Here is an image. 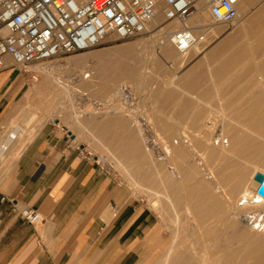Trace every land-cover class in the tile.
<instances>
[{
    "label": "bare ground",
    "instance_id": "bare-ground-1",
    "mask_svg": "<svg viewBox=\"0 0 264 264\" xmlns=\"http://www.w3.org/2000/svg\"><path fill=\"white\" fill-rule=\"evenodd\" d=\"M206 6H207L206 2H203V3H200L199 5H197V7H195L194 15L187 21V23L191 27L196 28L199 41H198L197 45L194 46L189 51V53H187L188 56L186 59L192 58V60H193L194 58L200 57L199 55L204 53V51L207 48H209L212 45H216L214 43H217L215 48L216 49L220 48V50L222 48H223V50H226V49H229V47L234 46L236 44V43L234 44V40L239 39L238 36H237V38L233 37V40L230 38L233 35L230 36L229 38L224 37V40L221 39L223 35L225 36V34H226V36H229L227 34V32H229V34L235 35V34H237V31L239 32L242 29L244 31L251 32L254 36L258 32H260V34L264 33V20H262V21H258V20L251 21L249 19L250 15H247L246 12L251 13L253 11V6L248 5L247 0H241L240 1L239 5H238V11L240 14V18H239L240 21L239 20L236 21V23L238 22L237 25L233 26L231 28H229L228 27L229 25H228L227 27L229 29H225L223 27H222L223 28L222 29V28H220L221 26L216 25L217 23H212L211 22V16L209 15L208 8H206ZM242 12H244L246 14V15L244 14L245 15L244 17H246L247 23L244 22V20H246V19H244V20L242 19V16H241ZM233 24H235V23H232L230 25H233ZM182 25H183V23L178 22V21H173L171 23H167L165 21L164 17L162 15H160L155 20V22L151 25V29L149 31V32H153L151 35L152 39H146L143 41L140 40L135 45H133V47H130V46L117 47V48H114L112 50H106L103 53H98L96 56V60H95L94 64H96V65L102 64L105 66V65L110 64L113 61V59L117 58V57H119L122 60V56H124V57L128 56V54L130 52H133L136 47H137V49H138V47H139V49H144V48H140V47H145V49H146L147 48L146 46L150 47L149 45L151 44V42H154V41H152L153 39L156 41V40H158V38L159 39H161V38L165 39L164 40L165 42H163V43H167V45L165 44V46H167V48L164 47V48H166L164 52H161V50H162L161 49L160 50L161 53L159 56L160 58L163 57L164 59H166L165 57L170 56L169 55V53L171 52L170 46L171 45L173 46V44L169 40L168 34H170L173 30L182 27ZM239 26L241 29L239 28ZM237 27H238V29H237ZM199 31H202V33L199 34L198 33ZM206 34L209 35L210 38L206 37ZM239 35H241V32ZM261 38H262V40L258 39L261 42L257 43V45L251 44V43L248 44V42H247V45L246 44H244V45L241 44L240 46L236 45L238 47L236 48V50L233 51L235 55H233V57L230 56V58H226V56H225L226 59L223 58L224 60H222L220 62L219 68H216V70H215L217 72L216 74L219 75L220 70L223 71V70H225V68H226L225 71H227V68H231L229 66L232 63L236 62L237 60L241 61V59L244 55H245V57H246V55H248L247 57H250V59L252 57L251 55H253L254 53L256 54L258 52V55H259V53L261 51H264V49H263V47H264V41H263L264 35L261 36ZM231 40L233 43L231 42ZM161 42L162 41H160V43ZM239 42H241V41H239ZM169 44H171V45H169ZM158 47H159V45H158ZM173 48H174V46H173ZM215 48H213V49H215ZM167 49L170 50V52H168ZM255 49H257V51H253ZM158 50H159V48H158ZM208 50H212V49L210 48ZM208 50H206V51H208ZM173 52H174V50H173ZM225 52L227 53L228 51H225ZM193 53H195V54H193ZM187 54H185V55H187ZM229 54H230V52H229ZM172 55H173V53H172ZM179 55H181V54H179ZM195 56H197V57H195ZM170 58H173V57H170ZM180 58H181V56H180ZM182 58H184V57L182 56ZM243 59H244V57H243ZM247 59L248 58H246V61H247ZM254 59H256V58H254ZM177 60H178V58H177ZM180 60L182 61V59H180ZM181 61H179L180 65L183 64L184 63L183 61H185V60H183L182 63H181ZM157 62H159V61H157ZM242 62H243V60H242ZM67 63H68V69H70V71L65 69V71H63V72L69 73L68 77L72 79V80L71 79L70 80L74 84L76 83L80 88H85L86 91H89L90 93L94 92V90L96 88L101 90L103 93L111 92L113 89L112 85L115 87V84H117L119 81L123 82L124 80L132 82V81L136 80L137 79L136 77L138 76V73L133 69L132 66L128 65L126 62H122V61L119 62L118 61L117 67L114 70L109 71V75L105 76V78L103 76V80L107 81L108 79H111V82H113V84L108 83V85H107V84L102 83L103 82L102 81L101 84H99L100 86L97 84L99 87H96V85H94V84L98 80V79L96 80L97 76H95V72L92 71L91 66L88 64V60L86 59L85 56L84 57L79 56V55L74 56V57L70 58V60ZM261 63H259V64H261ZM49 64L50 63H48L46 65H40L39 66V69L44 74V79L38 84L39 86L37 85L38 86V88H36L37 90L36 89H34V90H36L37 93H42V92L44 93L48 89L52 88L53 89V91L51 90L52 94H53L52 97H53L54 101L55 100L57 101V99H59L60 95L64 94V92L70 93L71 91L68 90L70 87L64 86L65 84H63V82H62L63 80H60V77L62 76L61 75L62 72L59 71L60 68L58 69V67H56L54 65L50 66ZM237 65H239V64L237 63ZM261 65H259V66H261ZM48 66H49V68H48ZM177 66H179V65L177 64ZM263 66H264V64H263ZM235 67H237V66H235ZM88 71H90L89 72L90 74L88 73ZM99 72H98L99 75H101V71H99ZM107 72L108 71H106V73ZM192 72H193V70H192ZM189 73H191V69H190ZM212 73H214V72H212ZM226 73L224 75H226ZM189 75H191L189 77H192V81L190 80L191 82L187 83L186 87L184 86L185 84L183 85L181 83L182 85L181 84L180 85L185 87L184 89H182L183 87L181 88V86H180L179 88L181 89V91L190 93L191 91H194L198 87H203L202 84H200V86H198V82H199L200 78L202 79L204 76L203 74L201 76V75L193 72V74L191 73ZM206 76H204V78ZM187 78H188V74L186 75V78L184 77V79L188 80ZM182 81H183V79H182ZM204 82H206V81H204ZM225 82H227V81H225ZM235 83H237V82H235ZM67 84H69L68 81H67ZM227 84H226V86H227ZM230 84H228V85H230ZM246 84H249L250 88L252 87V82H247ZM213 85L214 84H212V88H213ZM238 85L234 84V86H236L237 88H238ZM257 85H258L257 86L258 91L261 89H264V81L258 82ZM196 86H198V87H196ZM205 86H207V85H205ZM226 86H224V88ZM241 86L239 88H241ZM118 87L119 88H117V90L115 92H117L118 90L120 91V89H121L120 85ZM123 88L124 87H122V89ZM173 88H175V87H173ZM173 88H172V90H173ZM205 88L206 87H204V89ZM214 88H216V87H214ZM226 89L227 90L229 89L228 86L226 87ZM232 89H234V88L230 87V90H232ZM206 91L205 92L203 91L202 93L205 94L207 92H210V90L207 92ZM242 91H243V88H242ZM248 91L249 90H247V92ZM258 91L256 90L257 93L255 92L257 94V97H255V95L248 97V96L242 95L243 92L240 93L242 95V96L240 95L241 97H243V96L245 97V98L243 97L244 99H246V97L248 98L247 100L249 102L246 105H244V104L239 105L238 103H240V101L239 102L235 101V103H237L238 105L236 104L237 105L236 106L234 104L235 105L234 106V105H232L233 102L228 103L229 102L228 100H227L228 102L226 101L227 103L225 102L226 103L225 105H224V103H223V106L220 105L221 107H225V110H223V112L215 114V115H217V117L218 116H219V118L221 117L220 121L222 124L220 123L221 128H220V130H217L218 133L215 132L216 135H214L215 137L213 136L214 137L213 139L211 138L212 137L211 134H213V132L212 133L210 132V135L206 134L204 131H203L204 133L203 132H202V134L200 133L201 128L205 126V125L203 126L202 124H200V125H202L201 128L199 127V130H196L197 131L196 136L198 137L197 138L198 142H196V143H198V145H200L203 148L205 158H203L201 156L202 153L200 151H196L197 149L194 150V147L192 146V144L190 142V139H192V138H189L188 134H186L188 132L185 131L186 132L185 133L180 129V127H182L183 125L182 126L179 125L180 126L179 127L177 124V125H175L174 129L173 128L169 129L170 135L172 134V136H173V133L176 134L174 138L171 136V138H173L172 141L170 140L171 142H167V140H166V142H164V141H161V139L159 140V138H158V141H161V143L159 142L160 145H158L159 143L154 141V139H155L154 132L156 130L154 131L153 126L151 125L152 123L150 122V120H148V119L145 120L146 122H144V125H143L144 128L142 130H141V128H139L137 126V130L140 133L138 135L143 138L144 144L147 146L146 155L151 154L150 150H155V148H157V146H158L157 151H159V152L157 153L156 156L160 160V165L157 166V164L154 160L155 163L153 166L154 167L157 166L156 168L159 167L157 170L156 169L155 170L157 171L156 173L162 174V175H159L158 178H160L162 176L161 178L163 181H162V183L160 182L161 180L159 182L161 185L163 184L165 192H167L168 187L171 189L172 188H175V189H177V188L182 189L183 188L187 192V189H188L187 186L189 185V182H191V181L194 182V184L191 183V184H193L192 189H191V193H192L191 196H193L192 200H191V198L189 199L187 195L186 196L184 195L188 200H190V203H191V204L189 203V204L185 205V208H184V221L186 220V223L188 222L187 224H189V227L191 229L190 230L191 234H188V232H187V233H185V235H187V234L190 235V237L189 236H187V237L192 238L193 242L191 243L190 247H186L187 241L185 239H187V238L185 237V239H183L180 235L179 228H177L179 233H178V231L175 232V234L173 236V245L171 246V248L168 251L169 258L176 260L175 263L177 262V264H264V196H262L258 193V189L260 187V184L254 179L257 183L252 188L251 184L249 185V182H248V181H250L251 175L249 176V180H248L246 174L242 171V170H244V169H242L244 167L243 165L246 166V164H249V163H246L248 161H245V163L241 167V164L235 162L233 159L235 157H237L239 159H242V158H245L247 160L250 159L252 162L253 161L255 162V165H254L255 169L254 168L253 169L254 170L262 169L261 171H258V172H262L264 174V144L261 143L260 140H258L261 135L264 136V91L261 95L259 94ZM127 92L128 93H126L127 95H126L125 100L130 101V100L134 99L132 94L128 90H127ZM238 92L239 91H237V93ZM30 94H28V96ZM231 94H233V93H231ZM251 94H249V95H251ZM238 95H239V93H238ZM164 96H166V95H164ZM228 97H230V96H228ZM168 98L172 99V95L168 94ZM256 98H257V104L255 103L256 104V106H255V105H253V102ZM181 99H183V98L179 97V100H181ZM203 99L204 98H194V97L191 98V100H194V102L197 103V104H195L196 110H197V108H200L201 104L204 105L201 102ZM225 99H227V97ZM236 99L237 98H235V100ZM179 100L177 99V102ZM237 100H239V99H237ZM184 102H186V101H184ZM184 102H183V104H185ZM187 103L186 104L188 106H190L189 102H187ZM159 105H160V102H159ZM55 106H56V102H54L53 104L51 103L50 107L52 108ZM204 106L207 107L206 104ZM211 106L212 105H210V106L208 105L209 109L212 108ZM253 106H255V107H253ZM40 109L34 108V110H33V119L34 120L33 121L29 120L28 117L27 118L23 117L22 119H18L16 122H14L15 123L13 125L14 128L12 127L14 130V131H12L13 132L12 137L14 138V141H13L12 145H10V147H8L9 148L8 153L6 152L8 155H9V153L11 154V156L8 158V165L10 166V168H12V170L15 168L16 161L20 157L21 153L23 152V150L25 149L27 144L30 142V140L32 139L34 134L42 126V123L45 122L43 117L45 115H47V113L45 111H40ZM176 109H177V107H176ZM179 109H181V108H179ZM192 109H194V108H192ZM192 109H191V111H192ZM202 109L199 110L200 112L197 113L196 115H199V117L201 115H203L204 118L207 119V117H205V116L209 117L211 113L207 112L208 114H205L206 112H202L205 110V108H202ZM129 110H130V108L127 107L124 102L123 103L119 102L118 103V110L113 109L112 111L114 113H112V114L114 116H116L115 117L116 119L113 118L116 121V123L118 121H121L123 126L127 127V139L129 140V142H131V144H128L127 146L131 145L132 148L133 147L135 148V151H133V156H134V152H136V154L138 152H140V150L138 152L136 150L140 148L139 145H140V143H142L141 142L142 140L140 141L138 138H136V134L134 133L135 130H132L134 128H133V125L131 124L132 122H130V119L124 118L126 116H124L122 118L119 115L118 116L116 115V114L125 113L128 116H130L131 114H130ZM212 112H213V110H212ZM160 114H162V113H160ZM181 114H182V112H181ZM212 114H214V113H212ZM212 114H211V116H212ZM175 115H176V113H175ZM196 115H195V118L197 117ZM26 116H27V113H26ZM31 116H32V114H31ZM79 116H82V115H79ZM193 116H194V114H193ZM117 118H119V120ZM189 118H191V117H189ZM202 118L203 117L201 116V119ZM161 119H162V117H161ZM217 119L218 118H216L215 120H217ZM213 120H214V118H213ZM137 121L138 120L135 117L133 122H137ZM214 121H212V122H214ZM83 122L82 121L80 122L78 120L77 121L78 126L82 125L81 127H83V125H85ZM170 122H172V121H170ZM192 122H194V121L192 120ZM197 122H200V121H197ZM201 122H202V120H201ZM208 122L211 123V121H207V124H208ZM210 123L208 125L211 126ZM217 124H219V123H217ZM217 124L215 126L216 129H218ZM194 125H195V123H194ZM162 126H163V124L161 125L160 128H162ZM164 127H166V124ZM172 127H174V123H173ZM168 128H170V127L168 126ZM206 128H207V126H206ZM15 130H16V132H15ZM165 130H166V128L164 129V132H165ZM208 130H211V129H208ZM244 130H245V132H244ZM142 132H144V133H142ZM192 132H194V131H192ZM253 132H257L258 135L255 136L256 133H254V136H253V134H252ZM156 133H158V132H156ZM146 134H148L150 137L153 136L154 139L150 138V140H148L149 138L147 139L145 137ZM262 136H261V138H262ZM156 138H157V135H156ZM169 138H170V136H169ZM166 139H168V138H166ZM123 141H124L123 136L121 137V135L114 132V134L112 136V140H111V142L113 143L112 146H114L112 151L114 154H120V156L118 158H120L121 156L125 157V155H127L126 153L124 154V151H123L125 149L124 148L125 146L122 145L124 143ZM168 141H169V139H168ZM9 143H10V141L8 142V144ZM104 147H108V145H104ZM4 149L6 150V148H4ZM198 149H199V147H198ZM5 150L2 151V153H1V156H3V157L7 156V154L4 153ZM132 150H134V149H132ZM130 152H131V150H130ZM197 152H200L201 154H198ZM136 154H135V156L139 155V154L138 155H136ZM187 159H189L190 161L192 160V163L190 164ZM5 160L6 159L0 160V168H1L2 163ZM97 160L100 161V160H103V158L97 156ZM179 160H180V163L182 164L180 167L178 166L180 164V163L178 164ZM243 160L244 159H242V161ZM146 162H147V160H146ZM117 163H119L123 167L124 166L126 167V164H128L130 162H126L124 160H118L116 162V164ZM148 163L149 162H147V164ZM135 164L138 167L139 163L138 164L135 163ZM250 164H251V162H250ZM253 164H251V165H253ZM120 165H118V166H120ZM251 165H248V166L251 167ZM248 166H246V169ZM135 170L136 169H134V171ZM128 171H131V170H128ZM138 171L140 173V170H138ZM248 172H250V171L248 170ZM145 173L149 174V171L145 170ZM133 175L134 174H132V177H134ZM195 175H198V176L196 177ZM199 175H201L200 176L201 178L199 177ZM150 176L151 175H149V178H151ZM153 176H154V174H153ZM195 177H196V179H195ZM198 177H199V179H198ZM219 177L220 178L222 177V180H224V181L228 180V184L224 185L223 181L219 180L220 179ZM149 178H146V179H149ZM4 179H5V177H4ZM152 179H153V177L151 178V180ZM157 180H159V179H157ZM193 180H196V182ZM137 181H140V178L137 179ZM146 181L148 182V180H146ZM247 182H248V184H247ZM191 184H190V186H191ZM225 187L226 188L228 187V189L230 190L229 194H231V200H230V197H228L226 195L228 193H226ZM172 192L173 191H171V193ZM174 192H175V190H174ZM159 193L161 194L160 191H159ZM188 194H190V193H188ZM182 196L183 195L181 194L180 197H182ZM162 197L164 198L163 195H162ZM165 197L168 199V197L166 195H165ZM169 197H170V195H169ZM175 198H177V197H175ZM183 200H185V198H183ZM179 203H181V201ZM186 203H187V201H186ZM222 204H224V206L227 205V208L226 209L221 208L223 206ZM166 206L167 205H165V207ZM173 206H174V201H173ZM175 206L178 207V205H175ZM201 206H202V208H201ZM216 208H217V210H216ZM163 210L164 209L162 207V211ZM216 211H218L219 213H216ZM203 212H204V214L207 215L208 218L216 219V220H218V222H220L221 220L225 221L224 225L218 227L221 232L223 231V229L227 230L228 228H230V229L232 228L233 233L231 231V233H230L231 235H228L229 234V232H228V234H227L228 236L227 235H225L224 237L222 236L223 242L218 240V242L220 241L222 243H216L217 241L216 242L214 241L215 240L214 237L216 238V236L219 235V233L217 232L218 229L215 230L217 225L216 224L212 225L210 223L212 220L211 221L209 220L210 221L209 225L207 224L208 221L205 223L203 221V219H204L203 218V215H204ZM167 213H165V214H167ZM176 215H178V214H176ZM179 221H175V222H179ZM202 223H205V225H202ZM221 223H222V221H221ZM175 224L177 225V223H175ZM179 224H180V222H179ZM189 227H188V229H189ZM180 228H182V227L180 226ZM200 228H203V229L205 228V231L202 232L201 230H203V229L200 230ZM183 230H185L184 227H183ZM183 234L184 233H182V236H184ZM223 234L224 233H222V235ZM222 237H221V239H222ZM232 242H235L237 246H234V244H232Z\"/></svg>",
    "mask_w": 264,
    "mask_h": 264
},
{
    "label": "rangeland",
    "instance_id": "rangeland-1",
    "mask_svg": "<svg viewBox=\"0 0 264 264\" xmlns=\"http://www.w3.org/2000/svg\"><path fill=\"white\" fill-rule=\"evenodd\" d=\"M206 8H207V6H206ZM241 14H242L241 15L242 19L243 20L246 19V17H244L246 14L244 12H242ZM246 21H247V19L244 20L245 23H247ZM234 23L235 24H233V25H230V24H219V23H217L216 25L221 26L220 28L223 27L225 29H229V28H231L233 26H236L238 22L237 23L234 22ZM239 28H240V26H239ZM237 29H238V27H237ZM240 32H241V35H239ZM152 33L153 32H149V33L142 34V35H139L137 37H134V38H131V39H127V40H123V41H120V42L105 43V44H102V45H100V46H98L96 48H93V49L89 50V51L67 54L65 56H62L60 58H57V59L49 62L50 66L54 65V66L58 67V69L60 68L59 71L62 72L61 73L62 76L60 77V80H63L62 82H63V84H65L64 86H68V87L71 88V89L70 88L68 89L71 92L70 93H68V92L65 93L64 92V94L60 95V97H59V99H57V101L56 100L54 101V99L52 97L53 96V94H52L53 89L52 88L48 89L44 93L43 92L42 93H37L36 92V90H37L36 88H38V86H39L38 84L44 79V74H42L40 79H39V81L38 82H33V83L31 82L30 85H28L27 89L19 96L18 100L11 106V116L8 118V121L6 123H4V130H5L6 135H7L8 130L10 129L12 122L17 121L18 119H22L23 117L24 118L28 117L29 120L33 121L34 120L33 119V110H34V108H38V109L41 108L40 111H45L47 113V115H45L44 117L42 116L44 118V121H45V122L42 123V126L47 124V123H52V124H55V125H58L60 123L62 125L67 126L73 132V134H75V135L79 134V139L77 140L78 141L77 143L82 142V143L86 144V146L89 147L91 149V151L94 152L95 156H99V157L103 158L104 161L103 160L99 161V164H98L99 169L101 171H104L109 177H111L113 182L115 183V185L124 187L128 191L127 204H131L132 205L130 213H133L134 207H138L139 211L141 212V216L138 219V221H139V225H141V227L143 228V231L145 232L144 235L147 237V244L145 245V252L141 256V260H139V262H135L137 264H154V261L159 260V258H161V256L163 255L162 251H160L158 254L155 253L153 248H152L151 241L148 240V236L153 232L154 227H156L158 224L161 226L159 231H160V236L163 238V241H162L163 242V248L168 247L173 242V236H174L175 232L178 231L177 228H179L181 237L183 239H185V237L187 238V239H185L187 241L186 247H190V245H191V243L193 241H192V238H189L190 235H188V234H191V231H190L191 229L189 227V224H187L188 222L186 223V220L184 221V208H185V205L190 203V200H188L185 196L187 195L188 198L189 199L191 198V200H192L193 196H191V194H192L191 193V189H192V186L194 184V182H192V181L189 182V185L187 186L188 189L186 188L187 192L183 188L182 189L177 188L178 189L177 190L175 188L171 189L169 187H168L167 192H165L163 184L162 185L160 184V182L162 183V181H163L162 178H161L162 176L160 177L161 179L158 178V176L162 175V174L161 173L160 174L156 173L157 172L156 170L159 168V167L158 168H156V167L160 165V160L156 156L157 153L159 152V151H157L158 150V146L156 145L157 148H155V150H150L151 154L146 155L147 146L144 144L143 138L138 135L140 133L137 130V126L139 128H141V130H142L144 128V126H143L144 122H146L145 120L146 119L150 120V122L152 123L151 125L153 126L154 131L156 130L154 132L155 139H154L153 136L150 137L148 134H146L145 137L147 139L149 138L148 140H150V138H151V139H154V141H156L157 143H159V142L161 143V141L166 142V140H167V142H171L173 140V138L175 137V135H176L175 133H173V136H172V134L170 135L169 129H172V128L174 129L175 125H177V124H178V126L179 125L180 126L183 125L182 127L179 126L180 129L183 132H185V131L188 132V133H186V132L185 133L188 134L189 138H192V139H190V142H191L192 146L194 147V150L197 149L196 151H200L202 154L200 152H197V153L201 154V156L203 158H205V154H204L203 148L200 145H198V143H196V142H198L197 141L198 137L196 136L197 135V131L196 130H199V127L201 128L202 125L203 126L205 125L204 127L201 128V130H200L201 132L200 131L199 132L202 134V132L204 131L208 135H210V132L211 133L213 132V134H211L212 135L211 138L213 139L215 137L214 135H216V133H218L217 130H220V128H221V124H222L221 121H220L221 117L219 118V116L217 117V115H215V114L223 112V110H225V107H221V106H223V103L225 105L229 101L228 103H232L233 102L232 105H234V104L236 105L237 103H235V101L236 102L240 101V103H238L239 105L248 104V102H249L247 100L248 98L246 97V99H244L245 98L244 96L251 97V96L255 95V97H257V94H256L257 93L256 90L258 91L257 83L260 82V81H264V66H263V64H264V51H261L259 53V55H258V52L256 54L254 53L253 55H251L252 56L251 59H250V57H247L248 55H246V57L244 55L243 56L244 59L242 57L241 61L240 60H237L238 62L236 61L239 65H237L236 62H234V63H232L229 66L231 68H227V71H225L226 70V68H225V70H223V71L220 70L219 75L216 74L217 72L215 70H216V68H219L220 62L222 60H224L223 58H225V56H226V58H230V56L233 57V55H235L233 51L236 50V48L238 47L236 45H239V46L241 44H243V45L246 44L247 45V42H248V44L249 43H254L255 45H257L256 43L261 42L259 40H262L263 37L261 38V36H263L264 33L260 34V32H258L254 36L253 34H250L248 31H244L242 29L239 32L237 31V34H235L236 36L234 34H229V32H227V34L229 36H226V34H225V36L223 35L222 38H221L222 40H224V37L225 38H227V37L229 38L230 36L233 35L232 37H230L233 40V37L237 38V36H238L239 39H235L234 38L235 39L234 40V44L236 43L234 46L229 47V49H226V50H223V48H222L221 49L222 51H221L220 48H218V47H217L218 49L215 48L217 43H214L216 45H212L213 47L210 46L209 48L206 49V50H208V49L211 48L213 51L212 50H208V51L205 50L204 53L199 55L200 57L195 56L197 58H194L193 60H192V58L186 59L188 54L187 55H185V54L184 55L183 54L179 55L178 52L175 50V48H173V46L171 44H169V45H171L170 46L171 52H170V50L167 49L168 52H170L169 53L170 56L166 55L167 56V57H165L166 59H164L163 57L160 58L159 57L160 53L165 51V49L167 48V46H165V44L167 45V43H163V42H165L164 41L165 39H162V38L159 39L158 38V40H156L157 42L153 39L152 41H154V42H151V44L149 45L150 47L146 46L147 47L146 49H145V47H140V48H144V49H139V47L137 49V47L136 48L134 47L135 48L134 51L130 52L128 54V56H125V57L122 56V60L119 57L114 58L113 61L110 64H108L109 66L108 65L104 66L102 64H97V65L94 64L95 60H96V56H97L98 53H103L106 50H112V49L117 48V47H123V46L133 47V45H135L140 40L143 41V40H146V39H152V36H151ZM198 33L201 34L202 31H199ZM207 37L210 38L209 35ZM232 40H231V42H232ZM160 41H162V42L160 43ZM239 41H241V42H239ZM158 45H159V47H158ZM164 47H166V48H164ZM158 48H159V50H158ZM213 48H215L216 50L213 49ZM172 49L174 50V52H173ZM263 49H264V47H263ZM160 50H161V52H160ZM225 51H228L227 52L228 54ZM229 52H230V54H229ZM172 53H173L174 56L176 54L177 55L174 57L172 55ZM195 53H193V54H195ZM78 55L79 56H83V57L85 56L86 59L88 60V64L91 66L92 71L95 72V76H97L96 80L97 79L99 80V81L97 80L98 82L96 81L97 83L95 82V84H94V85H96V87H99L100 86L99 84H101L102 81H103L102 83L107 84V85H108V83L113 84V82H111V79H108V80L106 79L107 81L103 80V76L105 78V76L109 75V71L114 70L117 67L118 61L119 62H121V61L122 62H126L128 65L132 66L133 69L138 73V76L136 77L137 79L132 81V82H129V81H126V80H124L123 82L119 81L117 84H115V87L112 85L113 89H112L111 92H108V93H103L98 88H96L94 90V92L90 93L89 91H86L85 88H80L76 83L74 84L71 81L72 79L68 77L69 73L63 72V71H65V69L70 71V69H68V63L67 62L70 60V58H72L74 56H78ZM180 56H181V58H180ZM182 56L184 58H182ZM170 57H173V58H170ZM177 58H178V60H177ZM179 58L182 59V61L185 60V61H183L184 63L181 64V65L179 64V61H181ZM246 58H248L247 61H246ZM254 58H256V59H254ZM242 60H243V62H242ZM157 61H159V62H157ZM182 61H181V63H182ZM259 63H261L262 65L259 64ZM177 64L179 66H177ZM259 65H261V66H259ZM193 66H196L197 69L196 68L194 69ZM235 66H237V67H235ZM48 68H49V66H48ZM190 69H191V73L192 74H193V72H195V73H197V74H199L201 76H202V74L204 76H206V75L207 76L205 78L203 76V78L202 79L200 78V80L198 82V86H200V84H202L203 87L196 86L198 88L195 87L196 89L194 88L195 89L194 91H191L190 93H188V92L181 91V89L179 87L182 84L183 85L185 84L184 86L186 87L187 83L192 81V77H189V76H191V75H189V74H191V73H189ZM192 70H193V72H192ZM99 71H101V75H99V73H100ZM106 71H108V72L106 73ZM211 71L214 72V73H212ZM89 72L90 71H88V73ZM225 73H226V75H224ZM187 74H188V78H187L188 80L184 79V77L186 78ZM182 79H183V81H182ZM67 81L69 82V84H67ZM204 81H206V82H204ZM225 81H227V82H225ZM235 82H237L239 85L237 83H235ZM247 82H252V87H251L252 89L250 88L249 84H246ZM227 83L230 84V85H228ZM118 84L120 85L121 89H120V91L118 90L117 92H115L117 90V88H119ZM212 84L215 85V86L213 85V88H212ZM226 84H227V86L229 88L228 90L226 89V87H227ZM234 84L238 85V88L241 85L242 86H241V88L238 89L236 86H234ZM205 85H207V86H205ZM184 86H181V88L183 87L182 89H184L185 88ZM224 86H226V87L224 88ZM122 87H124V88L122 89ZM173 87H175V88H173ZM204 87H206L207 89L206 88L204 89ZM214 87H216V88H214ZM230 87H232L234 89L230 90ZM172 88H173V90H172ZM242 88H243V91H242ZM34 89H36V90H34ZM127 90L132 94L134 99H132L130 101L125 100L126 95H127L126 93H128ZM206 90L207 91L210 90V92H207ZM247 90H249V91L247 92ZM203 91L204 92L206 91L207 93L204 94V93H202ZM237 91H239L238 92L239 95H238ZM263 91H264V89H261L258 92L261 95L263 93ZM242 92H243L242 95H244L243 96L244 98L241 97L242 95L240 93H242ZM250 92L251 93L253 92V93L251 94ZM231 93H233V94H231ZM28 94H30V95L28 96ZM168 94L172 95V99L168 98ZM249 94H251V95H249ZM164 95H166V96H164ZM228 96H230V97H228ZM179 97L183 98V99L179 100ZM192 97H194V98H204L201 102L204 105L206 104L207 107H205L202 104L201 105L199 104L200 108H197V110H196V105L195 104H197V103H195L194 100H191ZM226 97H227V99H225ZM234 97L239 99V100H237V99L235 100ZM177 99L179 100L178 101L179 103L177 102ZM53 101L56 102V106L51 108L50 106H51V103L52 104L54 103ZM184 101H186V102H184ZM119 102H122V103L124 102L125 105L130 108L129 111H130L131 115L128 116L125 113H121L122 115L121 114H116V115L117 116L119 115L122 118L124 116H126L124 118L130 119V122H132L131 124L133 125V128H134L132 130H135L134 133L136 134V138H138L140 141L142 140L141 141L142 143H140V145H139L140 148L136 150L137 152L140 150V152H138L137 154H136V152H134V156H133V151H135V148L134 147L132 148L131 145L127 146L128 144H131V142H129V140L127 138L126 139L128 141L124 139L125 140L124 144H126V146H125V149L123 151H124V154L125 153L127 154V155H125L126 158L123 157V156L118 158L120 156V154H114L113 151H112L114 146H111V147L107 148V147H104V145L101 142H96L94 140V134L92 133V131H90V130L88 131L87 130V131L81 133L80 132V128H79L78 123H77L78 120L82 121V120H84L86 118H90V117H92V118L97 117V118H101L102 119V118H107V117H111L112 116L113 118H115L116 116H114L112 114V113H114L112 110L113 109H115V110L117 109L118 110V103ZM159 102H160V105H159ZM183 102L185 104H183ZM187 102H189L190 106L187 105L188 104ZM255 103L257 104V98L253 102V105L256 106ZM207 104L209 106L212 105L211 107L213 109L212 108L209 109ZM255 106H253V107H255ZM176 107H177V109H176ZM179 108H181V109H179ZM192 108H194L195 110L192 109ZM202 108H205V110L202 111V112H206L205 114H208V113H211V114L214 113V114H212V116L210 114L209 117L205 116V117H207V119L204 118L203 115H201L203 117L201 119V116L199 117V115H196V114L199 113L200 112L199 110H201ZM191 109H192L193 112L191 111ZM212 110H213V112H212ZM181 112H182V114H181ZM26 113H27V116H26ZM160 113H162V114H160ZM175 113H176V115H175ZM31 114H32V116H31ZM193 114H194V116H193ZM79 115H84V116H79ZM195 115L197 116L196 118H195ZM81 117H83V118H81ZM135 117L138 120L137 122H133ZM161 117H162V119H161ZM189 117H191V118H189ZM215 117L218 118V119L215 120L216 119ZM213 118H214L215 121L213 120ZM117 119L119 120V118H117ZM192 120L194 122H192ZM201 120H202V122H201ZM170 121H172V122H170ZM197 121H200V122H197ZM207 121H211V123L208 122V124L210 123L211 126L207 124ZM212 121H214L215 123L212 122ZM118 123L120 124V126H122V127L118 126V127H120V129H122L123 133H119L121 135V137H122L123 135L126 134L125 131H127V127H124L123 124L121 123V121H118ZM173 123H174V127H172ZM194 123H195V125H194ZM217 123H219V124H217ZM162 124H163V126H162V128H160ZM165 124H166V127H164ZM200 124H202V125H200ZM216 124H217V128L218 129H216V127H215ZM168 126L170 128H168ZM206 126H207V128L209 127L208 129H211V130H208L206 128ZM165 128H166V130L164 132ZM192 131H194L195 133L192 132ZM156 132H158V133H156ZM244 132H245V130H244ZM142 133H144V132H142ZM254 133H256L255 136L258 135L257 132H253L252 133L253 136H254ZM156 135H157V138H156ZM169 136H170V138H169ZM171 136L173 138H171ZM261 136H260V138L258 140H260L261 143L264 144V140H263L264 136H262V138H261ZM158 138H159V140L161 139V141H158ZM166 138H168L169 141ZM160 143L158 145H160ZM130 147L132 149H134V150H132ZM198 147H199V149H198ZM8 149L9 148H7L5 150V154H6ZM130 150H131V152H130ZM135 154L136 155L139 154V155L135 156ZM5 158L6 157H3V156L0 155V160L1 159H5ZM233 159H234L235 162L241 164V167L245 163V161H248L246 163H249V164H246V166L251 165V164L254 163L253 165H251V167L248 166L247 169H246V166L243 165L244 167L242 169H244V170L241 169L246 174L248 180H249V176L251 175L250 181H248V180L247 181L249 182V185L251 184V187L253 188L256 185V183H257L254 180V176H255L256 172L261 171L262 169L254 170L255 169L254 168L255 162L254 161L252 162L250 159L247 160L245 158H242V159H244L243 161H242V159H239L237 157H235ZM118 160H124V161L130 162V163L126 164V167L125 166L123 167L119 163L116 164V162ZM146 160H147V162H149L148 164H147ZM154 160H155V162L157 164L156 167L153 166L154 163H155ZM187 160H188V162L190 164L192 163V160L191 161L189 159H187ZM250 162H251V164H250ZM135 163H137V164L139 163L138 167L140 169L137 167V165ZM179 163H180V160L178 161V164ZM118 165H120V166H118ZM181 165L182 164L180 163L178 166L180 167ZM127 169L131 170V171H128ZM134 169H136V170L134 171ZM137 169L140 170V173H139V171ZM144 169L146 171H149V174H146ZM248 170L250 172H248ZM132 174H134L133 176L135 178L132 177ZM153 174H154V176H153ZM149 175H151L150 176L151 178L153 177V179H152L153 181L151 180V178H149ZM195 176L197 177L198 175H195ZM200 176L201 175H199V177ZM0 177H1L0 178V192H7L10 188H12V186L14 184V181L12 180V177H13L12 168H10V166L8 165V161L5 162V163H2L1 168H0ZM4 177H5V179H4ZM196 177H195V179H196ZM199 177H198V179H199ZM139 178H140V181H137V179H139ZM146 178H149V179H146ZM157 179H159V180H157ZM146 180H148V182ZM219 180L223 181L224 185L228 184V180L224 181V180H222V177ZM193 181L196 182V180H193ZM248 182H247V184H248ZM191 183H193V184H191ZM190 184H191V186H190ZM174 190H175L176 193L174 192ZM225 190H226V193H228L226 195L228 197H230V200H231V194H229L230 190L228 189V187L227 188L225 187ZM159 191L161 192V194L159 193ZM171 191H173L175 194L173 192L171 193ZM188 193H190V194H188ZM181 194L183 195L182 197H180ZM162 195L164 196V198L166 200L162 197ZM165 195L168 197L169 200L165 197ZM169 195H170V197H169ZM175 197H177L178 199L175 198ZM183 198H185V200H183ZM173 201H174V206H173ZM180 201H181V203H179ZM186 201H187V203H186ZM165 205H167V206L165 207ZM175 205H178V207L175 206ZM222 205L223 206L221 208H224V209L227 208V205H225V206H224V204H222ZM162 207L164 209L163 211H162ZM201 208H202V206H201ZM216 210H217V208H216ZM165 213H167V214H165ZM216 213H219V212L216 211ZM115 214L117 215V212ZM176 214H178V215H176ZM203 214H204V212H203ZM113 215H114L113 211H111L112 219H113ZM146 218L148 220L147 221H143ZM203 218H204L203 221L205 223L208 221V223H207L208 225H209V222L211 220L212 221L210 223L212 225H214V224L217 225L215 230L216 229L219 230V231L217 230L219 235L216 236V238L214 237V239H215L214 241L215 242L217 241L216 243H222L223 242V237L225 235H227L228 232H229L228 235H231L230 234L231 231L233 233V229L232 228L231 229L228 228L227 230L223 229L222 232L220 231V229L218 227L224 225L225 221L221 220L222 221V223H221V221L219 220L220 222H218V220H216V219L208 218L206 214L203 215ZM175 221H179L180 224H179V222H175ZM175 223H177V225ZM205 223H202V225H205ZM135 226H133L131 228L132 233L134 231V227ZM180 226L182 228H180ZM183 227H184V229L186 231L183 230ZM188 227H189V229H188ZM201 229H203V228H200V230ZM179 231H178V233H179ZM201 231L204 232L205 228L203 230H201ZM187 232H188V234L185 235V233H187ZM182 233H184L183 234L184 236H182ZM222 233H224V234L222 235ZM187 236H189V237H187ZM221 237H222V239H221ZM218 240H220L222 242H220V241L218 242ZM232 244H234V246H237L235 242H232ZM150 260H152V262H150Z\"/></svg>",
    "mask_w": 264,
    "mask_h": 264
},
{
    "label": "crops",
    "instance_id": "crops-1",
    "mask_svg": "<svg viewBox=\"0 0 264 264\" xmlns=\"http://www.w3.org/2000/svg\"><path fill=\"white\" fill-rule=\"evenodd\" d=\"M247 1L253 6L251 13L246 12L249 19L264 20V0ZM28 85L17 68L0 72V155L14 141L16 121L7 135L4 123ZM82 122L80 132L92 131L94 140L107 148L113 144L114 132L123 133L113 117H90ZM78 139L79 134L67 126L47 123L17 159L12 188L0 192V264H137L141 260L147 237L139 225V208L130 213L128 191L99 169L90 156L94 152L77 143ZM27 206L40 214L41 222L31 224L21 217L20 211ZM160 228L158 224L148 236L154 252H163L154 264H177L168 256L173 242L163 248Z\"/></svg>",
    "mask_w": 264,
    "mask_h": 264
},
{
    "label": "built area",
    "instance_id": "built-area-1",
    "mask_svg": "<svg viewBox=\"0 0 264 264\" xmlns=\"http://www.w3.org/2000/svg\"><path fill=\"white\" fill-rule=\"evenodd\" d=\"M241 0H0V72L17 68L28 82H38L40 65L105 43L149 33L162 15L167 23L182 22L169 40L179 54L197 45L195 27L187 21L206 2L212 23L239 20ZM208 35L206 34V37ZM98 166L97 156L90 154ZM20 215L31 224L42 221L27 206Z\"/></svg>",
    "mask_w": 264,
    "mask_h": 264
},
{
    "label": "water",
    "instance_id": "water-1",
    "mask_svg": "<svg viewBox=\"0 0 264 264\" xmlns=\"http://www.w3.org/2000/svg\"><path fill=\"white\" fill-rule=\"evenodd\" d=\"M254 179L260 184L258 193L264 196V174L262 172H257L254 176Z\"/></svg>",
    "mask_w": 264,
    "mask_h": 264
}]
</instances>
